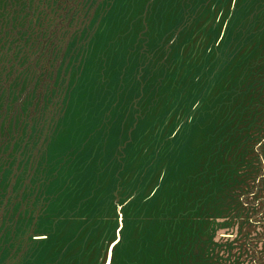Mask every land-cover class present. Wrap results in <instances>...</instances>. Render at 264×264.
Segmentation results:
<instances>
[{
    "label": "rangeland",
    "instance_id": "374dc122",
    "mask_svg": "<svg viewBox=\"0 0 264 264\" xmlns=\"http://www.w3.org/2000/svg\"><path fill=\"white\" fill-rule=\"evenodd\" d=\"M0 264H264V0H0Z\"/></svg>",
    "mask_w": 264,
    "mask_h": 264
}]
</instances>
